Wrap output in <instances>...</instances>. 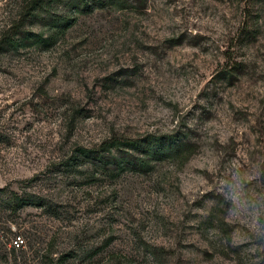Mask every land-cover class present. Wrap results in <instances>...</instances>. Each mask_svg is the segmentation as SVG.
<instances>
[{"label": "rangeland", "instance_id": "rangeland-1", "mask_svg": "<svg viewBox=\"0 0 264 264\" xmlns=\"http://www.w3.org/2000/svg\"><path fill=\"white\" fill-rule=\"evenodd\" d=\"M47 2L0 0V264H264L228 199L264 200V0Z\"/></svg>", "mask_w": 264, "mask_h": 264}, {"label": "trees", "instance_id": "trees-1", "mask_svg": "<svg viewBox=\"0 0 264 264\" xmlns=\"http://www.w3.org/2000/svg\"><path fill=\"white\" fill-rule=\"evenodd\" d=\"M51 1H61V0H49ZM77 7H80L81 10L88 11L96 7V5H100V3L104 2L105 0H73ZM46 0H32V3L28 6L27 17L32 22L31 24H36L37 19H41L48 15L47 12L42 9V7L46 6ZM47 2V3H48ZM33 4V5H32ZM26 10V11H27ZM49 16V15H48ZM53 22L56 25L63 24V19L60 17L53 16ZM52 21V20H51ZM52 23V22H51ZM30 24V25H31ZM22 23H12L11 26L0 36V52H4L9 49H13L17 46L18 41L23 39L22 33L19 31ZM155 144L154 142H147L145 143L144 140H135V141H124V142H117V141H110L106 143L101 150V152H94L90 150L79 149V154L77 157L79 161L76 163H91L96 162L101 166L109 165L113 163L117 169L121 170H132L136 172H145L149 165L147 163V159L149 156L154 152L151 148ZM120 147L124 148L125 153L134 152L137 154L136 158H128L126 156H106L103 153L118 150ZM127 155V154H126Z\"/></svg>", "mask_w": 264, "mask_h": 264}, {"label": "clouds", "instance_id": "clouds-1", "mask_svg": "<svg viewBox=\"0 0 264 264\" xmlns=\"http://www.w3.org/2000/svg\"><path fill=\"white\" fill-rule=\"evenodd\" d=\"M228 199L231 202L229 209L234 217H245L248 219V229L251 233L258 236H264V200L253 198L246 195L239 185L229 191ZM242 236L234 238V244L246 243Z\"/></svg>", "mask_w": 264, "mask_h": 264}, {"label": "built area", "instance_id": "built-area-1", "mask_svg": "<svg viewBox=\"0 0 264 264\" xmlns=\"http://www.w3.org/2000/svg\"><path fill=\"white\" fill-rule=\"evenodd\" d=\"M22 241L19 238H15L10 242V248L13 250H17L21 247Z\"/></svg>", "mask_w": 264, "mask_h": 264}]
</instances>
